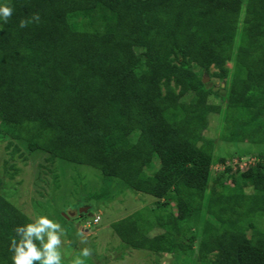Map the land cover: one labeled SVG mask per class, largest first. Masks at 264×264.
Here are the masks:
<instances>
[{
  "label": "trees",
  "instance_id": "obj_1",
  "mask_svg": "<svg viewBox=\"0 0 264 264\" xmlns=\"http://www.w3.org/2000/svg\"><path fill=\"white\" fill-rule=\"evenodd\" d=\"M5 4L0 139L12 159L27 160L23 145L154 197L149 212L113 224L128 249L176 264H264V153L235 168L205 136L218 114L222 142L264 145V0ZM34 13L40 23L20 28ZM32 222L0 193V264H12L14 229Z\"/></svg>",
  "mask_w": 264,
  "mask_h": 264
},
{
  "label": "rangeland",
  "instance_id": "obj_2",
  "mask_svg": "<svg viewBox=\"0 0 264 264\" xmlns=\"http://www.w3.org/2000/svg\"><path fill=\"white\" fill-rule=\"evenodd\" d=\"M232 66L230 63L229 67ZM205 80L207 83L213 81L207 74ZM215 82L216 92L226 86L225 82ZM220 93L221 96L225 94ZM221 96L213 95L210 102L225 107ZM222 121L220 115H211L209 128L205 132L207 138L216 140V159L227 157L236 164L241 156L253 161L259 153H264V145L222 142ZM9 141L0 139V193L33 222L43 215L61 225L65 231L61 249L63 261H72L81 249L88 247L92 254L84 258L85 264H176L173 255L128 249L113 229L114 223L136 212H149L155 205L154 197L137 193L122 181L105 177L92 166L61 160L50 163L47 155L29 153L20 144L27 160L19 154L12 159L14 147L7 148ZM245 163H242L244 167ZM219 167L216 166L214 170L219 171ZM152 170L155 169L149 172L152 173ZM86 207L90 208V212L82 217L80 210ZM96 216L102 220L93 224ZM80 232L85 233L87 244L81 243ZM161 232L157 229L151 235Z\"/></svg>",
  "mask_w": 264,
  "mask_h": 264
},
{
  "label": "clouds",
  "instance_id": "obj_3",
  "mask_svg": "<svg viewBox=\"0 0 264 264\" xmlns=\"http://www.w3.org/2000/svg\"><path fill=\"white\" fill-rule=\"evenodd\" d=\"M13 11L14 9L7 4L0 6V20L5 24L8 23L13 15ZM40 21V15L34 13L29 18H21L19 27L23 29L32 23L39 24ZM243 158L244 157H240V160L237 161L236 164L235 161H233L235 168L237 165H240L242 168L243 162H246V166L255 162V159L250 161V159ZM97 217L100 216H96L94 220ZM94 220L93 224H98L94 223ZM101 220L100 217V221ZM14 231L16 236L19 237V240L13 238L9 245V251L13 254L11 256L12 264H62L64 259L61 251L63 246L62 237H64L65 231L59 223L50 219L48 216L42 215L36 217L32 223L17 226ZM78 235L81 238V243L87 244L85 233L80 232ZM36 241H39V245H37ZM91 254L92 250L88 247H84L80 250L79 254L72 259L71 264H85L84 258L89 257Z\"/></svg>",
  "mask_w": 264,
  "mask_h": 264
},
{
  "label": "water",
  "instance_id": "obj_4",
  "mask_svg": "<svg viewBox=\"0 0 264 264\" xmlns=\"http://www.w3.org/2000/svg\"><path fill=\"white\" fill-rule=\"evenodd\" d=\"M204 82L207 83V80L204 79ZM89 210H90V208L89 207H86V208L81 209L80 210V213H88Z\"/></svg>",
  "mask_w": 264,
  "mask_h": 264
},
{
  "label": "built area",
  "instance_id": "obj_5",
  "mask_svg": "<svg viewBox=\"0 0 264 264\" xmlns=\"http://www.w3.org/2000/svg\"><path fill=\"white\" fill-rule=\"evenodd\" d=\"M246 165V163H245ZM244 167V165H242V168ZM220 168V167H219ZM100 222V217H97L95 220H94V223H99Z\"/></svg>",
  "mask_w": 264,
  "mask_h": 264
}]
</instances>
